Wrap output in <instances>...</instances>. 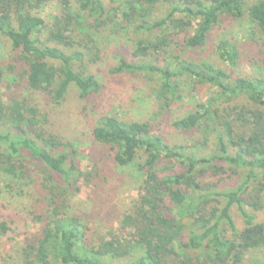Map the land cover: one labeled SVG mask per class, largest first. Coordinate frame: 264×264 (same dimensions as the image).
Masks as SVG:
<instances>
[{
	"label": "trees",
	"instance_id": "obj_1",
	"mask_svg": "<svg viewBox=\"0 0 264 264\" xmlns=\"http://www.w3.org/2000/svg\"><path fill=\"white\" fill-rule=\"evenodd\" d=\"M52 1L0 0V36L21 55L29 93L44 94L56 106L69 93L85 101L99 93L101 87L88 71L92 60H84L85 54L93 56V51H99L95 45L101 37L96 34L111 21L105 10L107 3L112 6L111 12L121 18L117 24L122 23L107 31L108 38L115 39L112 36L122 30L137 36L130 47L133 61L120 62L111 73L151 78V96L162 109L179 94L180 81L214 88L217 101L197 104L193 112L173 122L172 127L185 133L201 132L203 146L213 140L216 152L205 157L182 147H169L153 133L149 123H126L105 114L95 120L90 137L96 146L105 149L106 157L101 155L92 171L80 172L75 165L80 152L75 140L68 141L42 127L30 131L40 122L33 108H24L25 100L22 104L12 99L1 102L0 197L8 198L9 207L21 206L28 199L29 188L37 182L36 172L43 195L35 201L45 204V213H28L35 231L28 233L24 225L20 261L242 264L245 255L254 253L248 264H264V226L245 210V206L252 212L261 209L258 200L264 192V78L232 79L220 69L192 63L184 56L185 51L205 45L221 16L246 17L259 36L249 41L256 55L261 54L258 67L264 72V0L247 4L246 0H76L84 17L75 16V20L85 37L74 42L63 36L73 33L69 30L73 18L66 14L62 26L57 23L42 41L38 37L44 28L40 15ZM55 1L62 4V9L73 2ZM164 3L168 6L160 16L158 8ZM85 20L92 22L88 30L93 32L82 27L79 21ZM142 35L148 37H138ZM87 44H91L90 51L85 50ZM239 51L226 41L217 45L220 59L230 69L235 68ZM3 77L0 69V85ZM240 98L245 104L231 105ZM42 122L46 123L45 118ZM108 159L137 185V199L130 202L119 220L127 236L123 239L113 237L109 231H93L88 226L89 213L78 215L72 211V199L80 191L78 183L103 179L105 174L98 165ZM226 172L240 176L236 188L223 185L221 177ZM81 205L90 204L84 201ZM231 207H236L243 222L240 232ZM10 211L18 219L16 209ZM4 218L0 216V238L9 244L15 235L21 237L22 227ZM225 229L232 233V240L225 237Z\"/></svg>",
	"mask_w": 264,
	"mask_h": 264
},
{
	"label": "rangeland",
	"instance_id": "obj_2",
	"mask_svg": "<svg viewBox=\"0 0 264 264\" xmlns=\"http://www.w3.org/2000/svg\"><path fill=\"white\" fill-rule=\"evenodd\" d=\"M254 1L246 0V4ZM75 2L76 0H73L70 2L69 8L62 9V4L53 0L42 9L40 18L44 22V28L38 35L42 41H45L49 33L53 32L57 23L62 26L66 14L73 18V24L69 27L73 33H64L63 36H68L74 42L78 40V37H85L86 34L80 32L81 29L75 20V16L84 17V13L77 8ZM167 6V3L159 6L158 13L160 16L164 14ZM105 10H108L110 15L108 17L111 21L107 27L100 28L102 31L96 34L97 37H101L99 44L95 45L99 51H93V56L90 53L86 55L82 51L85 54V63L92 60V63H89L88 71L97 79L101 87L97 95L85 101L78 100L74 93H69L65 101L56 106L44 94L29 93L25 86V66L21 61V55L18 52H13L9 43L0 36V69L4 74L0 85V103H7V100L12 99L22 104L25 100L24 108H33L37 112L36 121L40 122L37 127L30 128V131H37L42 127L44 131L53 133L58 137H64L68 141L75 140L80 147L78 157L75 159V165L80 172L92 171L93 163H97L96 161L101 155L106 157L104 155L105 149L96 146L90 137V131L95 120L105 114L113 115L126 123H149L153 133L159 136L169 147H182L196 154H204L205 157L216 152L213 140H209L207 145L203 146L201 132L185 133L172 127L173 122L193 112L197 104H205L210 99L217 101L216 90L208 85L194 86L190 85L188 81H180L179 94L174 95L168 101L167 108L162 109L151 96V89L154 85L151 78L136 74H112L111 71L120 62L133 61L130 56V47L137 36L130 30H122L118 36L116 34L112 36L116 37L115 39L108 38L110 36L107 31L122 26V23L117 24L121 18L111 12L112 6L105 3ZM79 22L87 30L92 23L87 20ZM93 31L92 29L88 30L89 33ZM252 37L259 36L254 32L246 17L234 19L221 16L216 26L210 31L205 45L201 48L185 51L184 56L186 60L192 63H204L220 69L232 79L236 77L264 78V72L258 67L261 54L256 55V51L249 41ZM220 41H226L233 45L236 50L241 51H239L235 68L230 69L220 59L217 52V45ZM86 46L87 49L85 50L90 51L91 44ZM251 57L254 59L253 62ZM242 104H245L243 98L231 103L232 106ZM42 118H45V124H43ZM99 164L101 166L98 165V168L105 174L101 178L105 180L96 179V181L88 184L78 183L80 191L72 199V211L78 215L84 212L89 213L87 214L90 215L88 226L93 231H109L113 237L126 238V233L119 226V220L127 211L130 202L137 199L135 191L137 185L130 181L129 174L116 169L109 159L107 162ZM104 164L107 166H103ZM34 175H36L37 182L29 188L28 199L26 198L21 206L13 203L14 206L9 207L7 206L8 198L4 195L0 197V216H6L7 219L4 218L5 220H13L16 225L22 227L19 232L21 237L17 238L15 235L11 243L6 244V239L0 238V264H23L20 261V251L23 248L24 225H26L28 233L35 231V228H32L29 223L30 216L28 213L31 210L45 213V204H37L35 201L36 199L41 200L43 194L40 191V175L36 172ZM262 177L264 179V176ZM221 178L225 180L223 185L231 186L232 189L240 183V176L236 173L231 175L226 172V175ZM84 201L90 205H81ZM258 201L261 209L257 212H252L248 206H245V210L255 216V222L264 226V192ZM10 209H16L18 219L12 215ZM230 213L236 230L240 232L243 228V222L236 207H231ZM225 237L229 240L233 239V235L228 229H225ZM253 255L254 253L245 255L242 264H248L254 258Z\"/></svg>",
	"mask_w": 264,
	"mask_h": 264
}]
</instances>
